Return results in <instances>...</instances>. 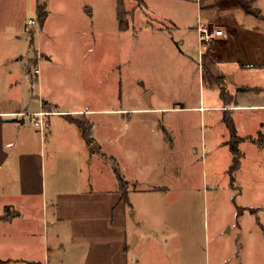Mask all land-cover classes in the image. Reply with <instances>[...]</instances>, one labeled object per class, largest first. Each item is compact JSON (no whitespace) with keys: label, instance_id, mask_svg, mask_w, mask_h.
<instances>
[{"label":"crops","instance_id":"0c3cea01","mask_svg":"<svg viewBox=\"0 0 264 264\" xmlns=\"http://www.w3.org/2000/svg\"><path fill=\"white\" fill-rule=\"evenodd\" d=\"M149 1L137 4L155 25L145 27L181 30L190 38L195 52L179 50L203 82L200 103L176 98L179 105H154V91L139 94L135 88L133 95L127 89L122 66L129 58L106 53L109 31L139 44L144 26L133 21L136 9H125L122 28L118 0L110 21L89 22L88 30L55 42L49 9L41 21L36 7L25 50L24 27L16 31L2 22L0 36L8 39L0 43V264H264L219 228L216 234L194 232L191 194L198 186L190 169L175 164L159 170L148 165L145 151L147 133L157 123L174 144L176 121L166 116L188 110L200 112L202 120L208 112L222 121L232 118L244 137L239 150L247 140L264 145L250 138L264 133V0H248L250 9L238 0H180L171 3L175 12L166 10L169 3L155 7ZM191 4L197 10L190 17ZM95 13L87 5L79 15ZM201 23L222 28L224 35L204 43ZM173 75L162 80L170 95L178 91L183 98L187 79ZM212 91L216 96L206 98ZM42 111L49 112L44 130L34 121ZM70 115L93 123V143ZM241 125L256 131L240 133ZM112 158L129 183L127 198ZM235 181L231 176L238 188ZM203 187L208 192L213 186Z\"/></svg>","mask_w":264,"mask_h":264},{"label":"rangeland","instance_id":"374dc122","mask_svg":"<svg viewBox=\"0 0 264 264\" xmlns=\"http://www.w3.org/2000/svg\"><path fill=\"white\" fill-rule=\"evenodd\" d=\"M150 2L151 0L149 4ZM152 2L155 7H166L169 3L166 10L171 9L175 12L176 9L170 8L171 3L180 0H152ZM38 3H47V9L50 11L49 23L56 37L54 42L67 38V34L71 35L70 38L75 37L79 28H88L89 22L110 21V13L117 8V0H0V28L7 22L11 23L16 31L24 27L26 30L22 37L24 50L26 48L24 39L29 38L31 33L22 24L25 19L37 20V12L33 9H36ZM137 4H142V0H125L126 9H136L133 13L135 24L144 26L143 43H132L128 36L120 41V37L112 28L106 43L107 54L123 52L129 58V62H123L122 66L127 78V89L133 95H136L137 90L141 94L147 88L154 91V105L174 106L181 99L182 104L200 103L203 82L201 83L197 72L194 75L192 64L179 50L182 48L184 51L186 49L195 52L190 38L184 36L181 30L165 29L163 32L157 30L153 32L150 27H145L147 23L148 26L155 27V25L147 21L148 14L140 12L142 8ZM87 5H91L96 11L89 18L83 14L79 15ZM191 8L188 10L190 17L197 10L194 4H191ZM205 9L214 10L207 6ZM159 10L161 9L147 11L153 14ZM4 21L7 22L2 23ZM7 30L13 32V27ZM7 39L0 36V43ZM11 41H14V38H11ZM20 41L17 38L19 50ZM170 71H174L173 76L176 81L181 77L187 79L185 85L189 88L186 95L183 94V98L178 91L170 95L168 86L162 80L168 77ZM206 93L208 99L216 96L213 91L210 94ZM196 113L193 110L171 111L169 113L171 116H166L171 118L173 123L176 121V126L173 127L174 144L171 143L168 133L163 132L159 123L156 130L147 133L149 144L145 151L146 153L148 151L149 156L146 155V160L151 158L148 165L159 170L175 164L178 167L189 168L192 182L198 186L191 194L192 216L190 213L187 214L191 217L193 231L199 235L202 232L205 235L208 231L216 234L219 228L222 237L234 239L237 246L244 244L248 249L246 253L249 258L253 256L258 263H264V145L255 144L250 140L241 143V165L236 172L235 181L238 188H234L230 184L231 174L228 170L233 162V153L229 144L230 129L226 120H220L219 113L216 115V112H211L214 115L208 112L205 120L199 119L200 112ZM181 120L190 123L182 125ZM239 128L240 133L256 131L251 125H241ZM258 136L257 133L256 137ZM206 183L213 186L208 192L203 187ZM228 225L231 226H229L232 230L230 232L225 230ZM240 248L237 247L239 250Z\"/></svg>","mask_w":264,"mask_h":264},{"label":"trees","instance_id":"16d2710c","mask_svg":"<svg viewBox=\"0 0 264 264\" xmlns=\"http://www.w3.org/2000/svg\"><path fill=\"white\" fill-rule=\"evenodd\" d=\"M238 1L247 9L251 8L250 1L248 0H238ZM46 9H47V3H38L37 10H38V14H39L41 21L45 20L47 16ZM125 9L126 8H125L124 0H118V16L120 18V24L122 28L125 27V24H126ZM245 89H248V88H245ZM45 104H48V103L45 102ZM70 118L72 120H75L82 126L86 140L89 143H93L95 140L93 136V123L88 118H86V116H83V115L82 116L70 115ZM226 122L228 124V128L230 129L231 137L229 140V144H230L231 151L233 153V162L229 168V172L232 176V182H234L235 172L240 167V164H241L240 150L238 148V145L241 141L244 140V137L238 135L235 122L232 118L227 117ZM250 138L254 141L264 144V133L261 131L259 132L258 138L257 137H250ZM112 162L114 164V169H115V172L120 182V188L122 190L123 196L124 198H127V187L129 183L122 176L117 160L115 158H112ZM5 217H8V213L5 214Z\"/></svg>","mask_w":264,"mask_h":264},{"label":"built area","instance_id":"2783aa9c","mask_svg":"<svg viewBox=\"0 0 264 264\" xmlns=\"http://www.w3.org/2000/svg\"><path fill=\"white\" fill-rule=\"evenodd\" d=\"M35 24H37V20L32 18L26 21L25 27L27 28V30H30ZM199 31L200 39L204 43H208L214 38L224 35V30L222 28L213 27L207 23H201L199 25ZM48 113L49 112L42 111L36 114L34 117V121L40 126L41 130H44L48 125V119L46 117Z\"/></svg>","mask_w":264,"mask_h":264}]
</instances>
